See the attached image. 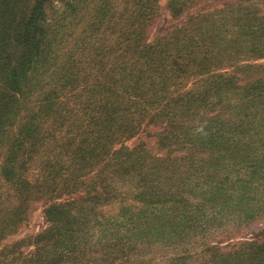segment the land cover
I'll use <instances>...</instances> for the list:
<instances>
[{"label": "trees", "instance_id": "trees-1", "mask_svg": "<svg viewBox=\"0 0 264 264\" xmlns=\"http://www.w3.org/2000/svg\"><path fill=\"white\" fill-rule=\"evenodd\" d=\"M109 2L0 0V239L48 196L0 264H148L156 243L176 244L166 264H264V227L215 240L264 220V0H166L152 41L159 0L117 21Z\"/></svg>", "mask_w": 264, "mask_h": 264}, {"label": "rangeland", "instance_id": "rangeland-1", "mask_svg": "<svg viewBox=\"0 0 264 264\" xmlns=\"http://www.w3.org/2000/svg\"><path fill=\"white\" fill-rule=\"evenodd\" d=\"M110 6L112 7V11L115 13L112 14L111 19L114 21H117L120 19L119 17V10H120V5H124L126 0H109ZM165 3L166 0H159V8L157 10L158 15L156 16V19L154 22H152V25L150 27L149 33H148V40L152 41L157 35L163 33L165 29L169 28L172 24V19L168 16L166 10H165ZM216 3V2H215ZM54 5L56 6L53 15L57 16L60 15L61 12L63 11V6L62 3H59L58 1L54 2ZM93 5H95V2H93ZM216 5V6H215ZM223 5L222 1L220 3L213 4L211 9H214L216 7H221ZM206 6L204 2L201 3V7ZM122 7V6H121ZM200 7V6H198ZM122 11V8H121ZM49 14H51V11L49 10ZM51 16V15H49ZM53 17V16H51ZM118 17V18H117ZM89 18V16H88ZM87 18V19H88ZM110 20V19H109ZM79 28H75L73 32L75 34L79 33L80 26ZM74 52L80 53L79 50L75 49ZM83 52V51H81ZM86 52V51H84ZM80 81H83L80 80ZM83 83V82H80ZM140 137V136H139ZM141 137L146 139V141L149 142V145L156 149L154 145V137L147 138L144 135H141ZM136 142H138V138L134 137L126 141L127 145L132 146ZM48 153L51 157L57 155L59 158H61L63 155H60L61 151L57 146L50 147L48 149ZM39 161V160H38ZM38 161H35L34 163H31L28 167V171L25 174V177L30 179L31 181L35 179L37 176H39V171H40V164ZM62 163H64V172L66 173L69 166H70V161L66 155H64L61 158ZM128 188V187H126ZM124 188V189H126ZM42 192L38 193L37 195H33L32 199L30 200L29 203V208L28 212L25 216V218L20 222V224L16 225L14 228H5L4 233L1 235L0 239V247L4 246L6 244H9L12 241H16L21 238H26L27 236L33 235L34 233L38 232L44 227V220H43V214H42V209L44 206V201L45 198L48 196H45ZM62 193V192H61ZM13 191L10 187V185L5 182L0 175V211L4 208H8L11 205L10 199L13 198ZM13 203V202H12ZM3 215V214H2ZM264 227V220L262 221H255L250 223L249 225L242 226L241 229L239 230H234L235 227L232 226V224H226L224 225L219 231H226L227 229H232V236L233 238H225L224 235L221 236L219 239H215L217 236H210V240H218L222 241L221 245L222 247L226 245L227 243L231 244L236 242L237 240H242V239H248L254 233L258 232L261 228ZM212 233V232H211ZM215 237V238H214ZM231 241V242H230ZM174 247H176V244H171L168 246H165L162 243H156L155 245L151 247H142L139 249V251L136 254V259L146 261L148 264H166L165 260L162 259L163 255H166L167 253H173L174 252ZM224 248V247H223ZM30 247H24L23 250L27 251L29 250Z\"/></svg>", "mask_w": 264, "mask_h": 264}, {"label": "clouds", "instance_id": "clouds-1", "mask_svg": "<svg viewBox=\"0 0 264 264\" xmlns=\"http://www.w3.org/2000/svg\"><path fill=\"white\" fill-rule=\"evenodd\" d=\"M201 131H202V129H201Z\"/></svg>", "mask_w": 264, "mask_h": 264}]
</instances>
